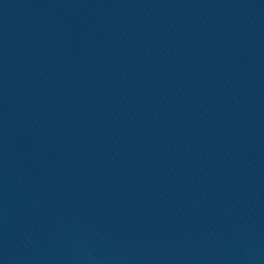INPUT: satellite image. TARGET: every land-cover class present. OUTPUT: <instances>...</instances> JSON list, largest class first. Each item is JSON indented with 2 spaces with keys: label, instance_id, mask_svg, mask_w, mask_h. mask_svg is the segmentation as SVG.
<instances>
[{
  "label": "water",
  "instance_id": "95a60500",
  "mask_svg": "<svg viewBox=\"0 0 264 264\" xmlns=\"http://www.w3.org/2000/svg\"><path fill=\"white\" fill-rule=\"evenodd\" d=\"M0 264H264V0H0Z\"/></svg>",
  "mask_w": 264,
  "mask_h": 264
}]
</instances>
